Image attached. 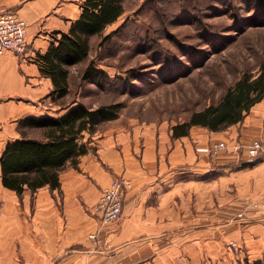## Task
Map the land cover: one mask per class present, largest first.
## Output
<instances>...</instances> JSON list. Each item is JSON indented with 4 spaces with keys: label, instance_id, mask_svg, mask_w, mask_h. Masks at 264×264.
<instances>
[{
    "label": "crops",
    "instance_id": "1",
    "mask_svg": "<svg viewBox=\"0 0 264 264\" xmlns=\"http://www.w3.org/2000/svg\"><path fill=\"white\" fill-rule=\"evenodd\" d=\"M28 23L24 53L0 56V157L22 135L21 119L61 116L68 108L41 101L53 89L36 55L82 12L81 0H0ZM59 107V108H58ZM82 142L77 167L61 172V188L22 196L0 184V264H240L264 258V154L248 156L264 138V99L222 131L193 126L173 137L168 123L110 122ZM228 145L212 155L214 142ZM1 174V168H0ZM126 177L122 217L103 223L102 190ZM97 234L91 238V234ZM236 241L238 247H231Z\"/></svg>",
    "mask_w": 264,
    "mask_h": 264
},
{
    "label": "rangeland",
    "instance_id": "2",
    "mask_svg": "<svg viewBox=\"0 0 264 264\" xmlns=\"http://www.w3.org/2000/svg\"><path fill=\"white\" fill-rule=\"evenodd\" d=\"M260 2L124 0V14L91 40L89 58L70 67L69 95L57 103L51 97L41 101L63 108L61 103L74 101L89 107L120 103L119 117L106 125L184 120L218 102L243 73L256 74L264 63ZM2 10L21 15L18 8ZM107 34L112 38L100 45ZM92 61L106 73L101 84L84 78Z\"/></svg>",
    "mask_w": 264,
    "mask_h": 264
},
{
    "label": "trees",
    "instance_id": "3",
    "mask_svg": "<svg viewBox=\"0 0 264 264\" xmlns=\"http://www.w3.org/2000/svg\"><path fill=\"white\" fill-rule=\"evenodd\" d=\"M262 7L264 1L260 0ZM125 12L124 0H83L82 12L71 23L68 31L54 34L46 52H38L36 61L42 75L50 77L53 89L47 97L57 103L70 93V67L87 60L91 54V40L102 36L106 28L119 20ZM104 35L100 45L112 38ZM106 73L92 61L84 72V78L97 84L102 83ZM264 99V63L256 74L245 72L230 85L221 99L172 126L173 137L190 133L193 126L222 131L242 121L252 107ZM68 111L61 116L27 117L19 121L21 137L9 142L0 157V184L22 196L26 189L32 192L49 186L61 188V172L69 165L77 167L80 157L87 152L82 142L86 132L94 134L103 123L119 117L120 103L97 107L74 101L61 103ZM39 130V135H32ZM255 161L248 162V165ZM244 264H264V258Z\"/></svg>",
    "mask_w": 264,
    "mask_h": 264
},
{
    "label": "built area",
    "instance_id": "4",
    "mask_svg": "<svg viewBox=\"0 0 264 264\" xmlns=\"http://www.w3.org/2000/svg\"><path fill=\"white\" fill-rule=\"evenodd\" d=\"M28 33L26 20L13 10L0 11V56L8 51L18 54L24 53L28 45ZM228 145L225 141L214 142L210 148L212 155H219L226 150ZM264 154V138H255L248 146V156L251 161ZM130 186V181L124 177L115 180L102 190L96 212L100 215L103 223L109 224L118 221L123 215L125 201V187ZM252 205L264 212V200L254 201ZM96 238L97 234H91Z\"/></svg>",
    "mask_w": 264,
    "mask_h": 264
}]
</instances>
